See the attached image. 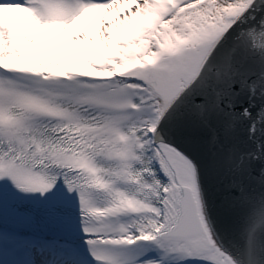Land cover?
<instances>
[{
  "label": "snow or ice",
  "instance_id": "obj_1",
  "mask_svg": "<svg viewBox=\"0 0 264 264\" xmlns=\"http://www.w3.org/2000/svg\"><path fill=\"white\" fill-rule=\"evenodd\" d=\"M0 264H264V0H0Z\"/></svg>",
  "mask_w": 264,
  "mask_h": 264
}]
</instances>
